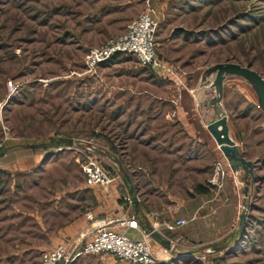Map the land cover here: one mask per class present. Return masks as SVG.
<instances>
[{"label": "rangeland", "instance_id": "1", "mask_svg": "<svg viewBox=\"0 0 264 264\" xmlns=\"http://www.w3.org/2000/svg\"><path fill=\"white\" fill-rule=\"evenodd\" d=\"M146 9L166 69L124 54L87 69L89 48L124 32ZM226 62L264 78V0H0V264L38 263L47 207L84 210L80 193L77 203L69 193L85 179L76 146L97 148L113 180L124 173L132 195L145 188L139 200L155 194L161 210L150 211L160 221L189 214L176 230L160 227L175 239L168 238L169 251L150 241L153 264H264V114L254 92L239 78L223 86L231 136L254 164L252 188L230 171L207 132L204 143L180 123L194 119L188 93L201 73ZM57 136L72 144L25 147ZM217 161L225 170L222 184L196 193ZM247 207V227L237 243L225 244L239 234L238 215ZM214 244L223 247L211 250ZM99 256L77 255L66 264H119Z\"/></svg>", "mask_w": 264, "mask_h": 264}, {"label": "built area", "instance_id": "2", "mask_svg": "<svg viewBox=\"0 0 264 264\" xmlns=\"http://www.w3.org/2000/svg\"><path fill=\"white\" fill-rule=\"evenodd\" d=\"M150 10L142 11L127 24L124 32L107 39L98 46L89 48L85 63L87 69L96 68L100 62L115 54L131 55L144 67L155 70L166 69L156 54V24ZM75 148L76 151L81 152L83 150L84 159L80 162V168L85 176V183L88 186L98 185L103 190H107L117 175L111 174L103 167L96 156L98 154L97 148L94 146L83 148L76 146ZM224 174L225 170L222 163L220 161L215 162L209 183L212 186H220ZM138 200L137 197L136 201ZM85 215L91 222L89 227L82 231L75 241L60 243L53 248L41 251L39 264H66L69 259L86 254H109L131 264H153L157 259L150 242L152 239L150 232L145 231L142 238L133 239L124 233L109 228L112 222L123 224L124 220L95 219L90 212L85 213ZM147 220L151 229L158 232H160V227H164L166 230H175L186 223L185 219H178L173 222L160 221L154 211L147 213ZM127 226L137 228V221L131 218L127 221Z\"/></svg>", "mask_w": 264, "mask_h": 264}, {"label": "crops", "instance_id": "3", "mask_svg": "<svg viewBox=\"0 0 264 264\" xmlns=\"http://www.w3.org/2000/svg\"><path fill=\"white\" fill-rule=\"evenodd\" d=\"M184 107H180L182 111ZM187 122V123H186ZM180 123L183 124V127L186 129V132L189 136L194 137V134H197V137H200L201 140L205 143V138L207 134L206 131L203 130V127L195 121V119H187L184 116V119L180 120ZM189 124V125H188ZM39 157L35 158L37 162ZM125 170H122V173ZM82 177L84 178V174L81 173ZM124 177V173L121 174L120 178H116L113 180L107 190H103L100 186H88L85 183V179H81L80 182L73 187V190H70L71 193V201L81 205L86 203L84 210L81 209L83 206H72L69 209L65 210L63 208H59L57 210V206L55 205L53 208L47 207V214L43 217V225H42V240L43 242L39 245L35 246L41 251L45 249H50L60 243H70L71 240H75L78 235L86 230L91 223L87 218L85 213L90 212L95 219H118L124 220L123 224H119L116 222H112L109 225V228L124 233L130 238L133 239H140L143 237L148 220H147V213L150 210H161V208L155 205V194L147 195V200L142 201H131L130 195L128 194L127 188L123 183L122 178ZM135 183V182H134ZM135 185V184H134ZM150 185V184H148ZM145 188H140L136 192V196L139 198V194L142 196L140 191H144ZM78 199L76 200L77 194ZM73 194V195H72ZM62 195L56 196L55 203L61 204ZM152 198V199H151ZM52 201V198L48 199ZM65 201V200H64ZM81 203V204H80ZM54 205V203H53ZM74 205V204H73ZM50 207V206H49ZM66 207V205H65ZM50 209V211H49ZM55 209V210H53ZM49 211V212H48ZM45 213V212H44ZM189 215V214H188ZM188 215L184 213H177L175 218L169 222H173L178 219H185ZM164 217L168 218V215L165 214ZM131 218H134L137 221V228H130L127 226V221ZM186 220V219H185ZM182 227V226H181ZM180 228V227H179ZM177 229V228H176ZM175 229V230H176ZM166 230V229H165ZM167 238H174V233L172 231L167 232V234L163 233ZM171 240V239H170ZM153 247L155 248V241L153 238ZM39 253V257H40ZM99 256V255H96ZM100 258H108L112 260H116L114 257L108 254H101ZM39 264V259L38 263ZM119 264H128L125 261H119Z\"/></svg>", "mask_w": 264, "mask_h": 264}, {"label": "water", "instance_id": "4", "mask_svg": "<svg viewBox=\"0 0 264 264\" xmlns=\"http://www.w3.org/2000/svg\"><path fill=\"white\" fill-rule=\"evenodd\" d=\"M239 78L245 80L254 95L259 109L264 114V78L249 66H241L237 63H220L207 68L201 73L197 86L189 90V97L194 106L191 112L195 121L203 126L217 148L224 157L230 171L235 175L241 174L242 181L251 188L254 184V164L244 157L237 143L233 140L230 132L229 116L223 104V86L227 79ZM197 81V80H196ZM197 122V123H198ZM63 144L71 145L72 139L64 138L48 143L40 142L26 144L29 149H46L58 147ZM3 150L0 147V156ZM126 182V178L124 179ZM128 182V181H127ZM248 188V187H247ZM245 192L247 191L244 190ZM131 201H136L137 196L128 191ZM248 207L241 210L238 215V227L234 233H239L245 225ZM146 226V232H150L151 238L159 243L164 249L172 250L173 243L163 234ZM223 246L211 245V250L221 249Z\"/></svg>", "mask_w": 264, "mask_h": 264}, {"label": "trees", "instance_id": "5", "mask_svg": "<svg viewBox=\"0 0 264 264\" xmlns=\"http://www.w3.org/2000/svg\"><path fill=\"white\" fill-rule=\"evenodd\" d=\"M123 54H115V55H113L112 57H110L109 59H107V60H105V61H103V62H100L99 63V67H107V66H109L110 64H112V63H114V60L115 59H117V58H119L120 56H122ZM131 56V55H130ZM133 57V56H132ZM136 62H137V60H136ZM138 63V62H137ZM139 64V63H138ZM140 65V64H139ZM258 108V107H257ZM259 109V108H258ZM261 111V110H260ZM64 138H69V137H64V136H57V137H52V138H50L49 139V142H51V141H56V140H59V139H64ZM243 154V153H242ZM0 172L2 173H4V171L3 170H0ZM207 183L208 184H206V185H204V184H202V183H198V184H196L195 186H194V191L196 192V193H200V194H204V193H206L209 189H211L213 186L209 183V181H207ZM126 187H127V189H128V191L129 190H133L134 188L131 186V185H126ZM252 210V207L250 206V208H249V214H250V211ZM249 214H248V216H247V220H246V224H245V227L244 228H246L247 226V224H248V221H249V219H250V216H249ZM244 230V229H243ZM242 234V232L241 233H239L237 236H234V235H232V236H229L226 240H225V244L227 243V242H231V241H233L234 240V242H236V240H238L239 239V236ZM237 243V242H236ZM99 255H101V254H99ZM109 255V254H108ZM111 256V255H110ZM113 257V256H112ZM115 258V257H114ZM116 260H119V259H117V258H115ZM119 261H122V260H119ZM128 263V262H127ZM128 264H131V263H128Z\"/></svg>", "mask_w": 264, "mask_h": 264}]
</instances>
